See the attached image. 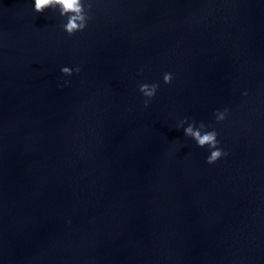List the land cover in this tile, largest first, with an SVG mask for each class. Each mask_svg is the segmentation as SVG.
Listing matches in <instances>:
<instances>
[{
  "label": "water",
  "instance_id": "water-1",
  "mask_svg": "<svg viewBox=\"0 0 264 264\" xmlns=\"http://www.w3.org/2000/svg\"><path fill=\"white\" fill-rule=\"evenodd\" d=\"M34 2L0 0V264H264V0H82L72 35Z\"/></svg>",
  "mask_w": 264,
  "mask_h": 264
},
{
  "label": "clouds",
  "instance_id": "clouds-1",
  "mask_svg": "<svg viewBox=\"0 0 264 264\" xmlns=\"http://www.w3.org/2000/svg\"><path fill=\"white\" fill-rule=\"evenodd\" d=\"M59 8L60 14L62 16H67V22L63 24V28L65 31L72 35L77 31L83 30L87 24V13L85 9V4L82 0H35L34 2V10L38 13H42L46 8ZM62 73L70 75L72 73V69L65 66L61 69ZM79 71V68L76 69ZM163 80L165 83H170L172 80V76L170 73H165L163 76ZM158 88V84H141L140 91L144 96L151 98L155 95L156 89ZM148 101H145V105H147ZM224 112L218 111L216 113L217 120H223L226 114ZM183 123V122H182ZM205 125L200 123L198 127L195 126V121L188 124V126L184 129V133L187 136L192 137L200 147H204L205 145L209 146V148L213 149L210 152V155L207 157V163L211 164L217 161L222 155L226 153L223 152L222 149L217 147L219 141L217 140V132L215 130L212 131H202L205 129Z\"/></svg>",
  "mask_w": 264,
  "mask_h": 264
}]
</instances>
